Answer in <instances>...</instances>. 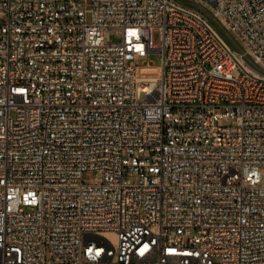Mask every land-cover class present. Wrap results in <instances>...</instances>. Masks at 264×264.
<instances>
[{
  "label": "built area",
  "instance_id": "1",
  "mask_svg": "<svg viewBox=\"0 0 264 264\" xmlns=\"http://www.w3.org/2000/svg\"><path fill=\"white\" fill-rule=\"evenodd\" d=\"M187 1L0 0V264H264V0Z\"/></svg>",
  "mask_w": 264,
  "mask_h": 264
},
{
  "label": "rangeland",
  "instance_id": "2",
  "mask_svg": "<svg viewBox=\"0 0 264 264\" xmlns=\"http://www.w3.org/2000/svg\"><path fill=\"white\" fill-rule=\"evenodd\" d=\"M184 1H187V0H184ZM187 2H189V1H187ZM194 6L197 8L196 5H194ZM200 10L203 12V9H200ZM211 25L219 31V33L222 35L223 39L226 41V43L228 45H230L231 48H233L235 50H238V48H240V44H235L232 42L233 37L231 35L225 33L224 31H221L218 27H216L215 23L211 22ZM261 26H262V29H264V22L261 24ZM103 37H104V43L105 44H114V43L116 44L120 41V36L117 35L114 32V30H112V29H106L103 32ZM153 39L156 42V40H157V34L156 33L153 34ZM145 59L149 60L150 62H152L153 64H156V65L159 64V61H160L159 55H157V54H150ZM140 62L141 61L138 60L136 63L139 64ZM234 74L237 75V74H240V72L237 71ZM262 177L264 178V173L262 174ZM83 181H84V183H91L93 181V175L91 173H85L83 175Z\"/></svg>",
  "mask_w": 264,
  "mask_h": 264
},
{
  "label": "bare ground",
  "instance_id": "3",
  "mask_svg": "<svg viewBox=\"0 0 264 264\" xmlns=\"http://www.w3.org/2000/svg\"><path fill=\"white\" fill-rule=\"evenodd\" d=\"M211 24V23H210ZM234 45V44H233ZM235 53H238V51L235 50Z\"/></svg>",
  "mask_w": 264,
  "mask_h": 264
}]
</instances>
